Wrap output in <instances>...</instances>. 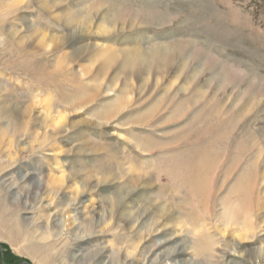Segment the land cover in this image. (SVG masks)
<instances>
[{"label":"rangeland","instance_id":"1","mask_svg":"<svg viewBox=\"0 0 264 264\" xmlns=\"http://www.w3.org/2000/svg\"><path fill=\"white\" fill-rule=\"evenodd\" d=\"M3 250L264 264V0H0Z\"/></svg>","mask_w":264,"mask_h":264},{"label":"bare ground","instance_id":"2","mask_svg":"<svg viewBox=\"0 0 264 264\" xmlns=\"http://www.w3.org/2000/svg\"><path fill=\"white\" fill-rule=\"evenodd\" d=\"M33 37H35V36H33ZM197 72H198V70H197ZM1 151H2V150H1ZM247 178H248V177H247ZM123 190H124V189H123ZM123 190H122V191H123ZM251 191H252V190H248V191H247V190L245 189V193L247 192V193L249 194V192H251ZM131 192H132V191H130V193H131ZM125 194H127V193L125 192ZM125 194H124V195H125ZM117 195H118V193H117ZM121 195H122V194H121ZM117 197H118V196H117ZM248 197H249V196L247 195V198H246V201H245L247 206H243V207H244L245 210L247 211V214L252 216V213L254 212V211L252 210V209H253L252 207H253L254 204H253V201H252V203L250 202V200H249ZM111 199H112V198H111ZM115 200H116V199H115ZM111 203H112V202H111ZM252 204H253V205H252ZM120 206H121V205H120ZM118 207H119V206H118ZM165 208H166V207H165ZM163 210H166V209H163ZM160 211H161V209H160ZM158 213H159V211H158ZM164 214H165V213H163V215H164ZM253 214H254V213H253ZM167 216H168V217H165V215H164L163 218H164V219H168V218L170 219L171 216L169 217L168 213H167ZM160 217H161V216H160ZM249 219H250V217H249ZM250 221H251V220H250ZM41 264H48V257H46V256L42 257Z\"/></svg>","mask_w":264,"mask_h":264},{"label":"trees","instance_id":"3","mask_svg":"<svg viewBox=\"0 0 264 264\" xmlns=\"http://www.w3.org/2000/svg\"><path fill=\"white\" fill-rule=\"evenodd\" d=\"M8 255L5 253V251L3 250L1 253H0V264H18L17 261H13L11 262L10 259H8Z\"/></svg>","mask_w":264,"mask_h":264}]
</instances>
